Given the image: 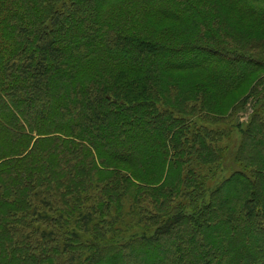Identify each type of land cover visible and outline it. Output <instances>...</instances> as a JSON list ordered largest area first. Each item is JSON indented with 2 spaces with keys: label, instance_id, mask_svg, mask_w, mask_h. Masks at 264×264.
Segmentation results:
<instances>
[{
  "label": "trees",
  "instance_id": "obj_1",
  "mask_svg": "<svg viewBox=\"0 0 264 264\" xmlns=\"http://www.w3.org/2000/svg\"><path fill=\"white\" fill-rule=\"evenodd\" d=\"M256 41L264 0H0V264H264V113L195 169Z\"/></svg>",
  "mask_w": 264,
  "mask_h": 264
},
{
  "label": "rangeland",
  "instance_id": "obj_2",
  "mask_svg": "<svg viewBox=\"0 0 264 264\" xmlns=\"http://www.w3.org/2000/svg\"><path fill=\"white\" fill-rule=\"evenodd\" d=\"M256 32V30H254ZM257 50L264 49V46L261 45L258 41H256ZM262 51V50H261ZM258 54V53H257ZM259 55V54H258ZM261 58L264 59V52L262 55H259ZM264 81V69L260 71L256 76H254L249 83L246 84L243 91L240 93L238 100L236 102L235 111H232L230 117H227L226 120L218 121L216 123L206 122L208 128L213 130L222 131L225 133V136H229L228 138L220 141L218 146L222 149L221 153V160L217 163L212 165L210 168L204 167L202 165H196L195 169L198 173L202 174L203 176L206 175L205 181V188L206 190V197L208 196V192L214 189L216 186L219 185L223 180L227 179L233 172L243 170L240 163L234 159L237 148L241 142V133H239V129H245L248 119L250 118L253 110H258L259 112L262 111L264 113V96H260L258 102L252 106L251 100L254 101V96H250V101L248 103H244V99L251 95L255 90H257L258 85L260 82ZM238 95V94H237ZM234 99V98H233ZM189 210V209H187ZM133 222L131 224L130 222ZM138 221L134 217H127L125 226L127 227L126 233L129 232H145L146 234H150L152 229L146 228L145 230L142 228V224H138ZM129 223L133 226V229L130 228ZM234 251H231L233 253ZM149 255H156L154 252L150 251Z\"/></svg>",
  "mask_w": 264,
  "mask_h": 264
}]
</instances>
